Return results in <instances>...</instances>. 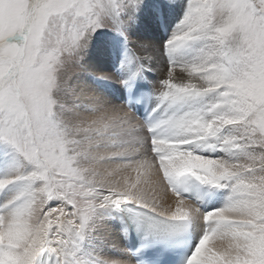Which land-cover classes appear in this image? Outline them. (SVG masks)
Segmentation results:
<instances>
[{
    "label": "snow or ice",
    "instance_id": "6c2138e0",
    "mask_svg": "<svg viewBox=\"0 0 264 264\" xmlns=\"http://www.w3.org/2000/svg\"><path fill=\"white\" fill-rule=\"evenodd\" d=\"M0 264H264V0H0Z\"/></svg>",
    "mask_w": 264,
    "mask_h": 264
},
{
    "label": "rangeland",
    "instance_id": "374dc122",
    "mask_svg": "<svg viewBox=\"0 0 264 264\" xmlns=\"http://www.w3.org/2000/svg\"><path fill=\"white\" fill-rule=\"evenodd\" d=\"M93 39L94 44L89 50V56L86 58L90 61V68L96 73L112 72L119 59V40L113 37L111 33L99 40L96 37ZM100 49H103V55H101ZM92 83L94 85L101 83L104 88H100L113 96L120 92L119 85L115 83L106 81H94ZM116 102L118 103V101Z\"/></svg>",
    "mask_w": 264,
    "mask_h": 264
},
{
    "label": "bare ground",
    "instance_id": "6f19581e",
    "mask_svg": "<svg viewBox=\"0 0 264 264\" xmlns=\"http://www.w3.org/2000/svg\"><path fill=\"white\" fill-rule=\"evenodd\" d=\"M180 17V13L177 12L175 14H173L168 22H167V26L166 28L165 27H161L159 28L158 30L157 29H154V30H151V31H148V32H141L140 35L143 37V38H146V39H149V40H152L156 43H162L163 40L167 39L168 38V35L171 33L173 27L175 26V24L177 23L178 19ZM92 70V69H91ZM94 82V81H93ZM92 86L94 87L95 91L97 92V94L99 95H104V94H108L105 90H102L101 88H104V86L101 84V83H98L96 85H94L92 83ZM101 87V88H100ZM97 88L101 89V90H98ZM113 102H116V101H113ZM102 236H106V238L108 240H112V239H118L115 235V233H112L111 235H107V233H102L101 234ZM122 242V241H121Z\"/></svg>",
    "mask_w": 264,
    "mask_h": 264
}]
</instances>
